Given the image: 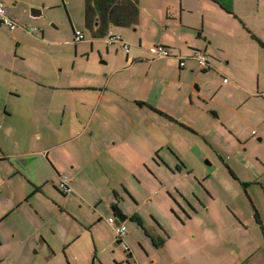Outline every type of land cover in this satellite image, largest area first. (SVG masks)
Masks as SVG:
<instances>
[{"label":"crops","instance_id":"0c3cea01","mask_svg":"<svg viewBox=\"0 0 264 264\" xmlns=\"http://www.w3.org/2000/svg\"><path fill=\"white\" fill-rule=\"evenodd\" d=\"M85 5L84 0L83 27L93 36L91 49L94 42L115 53L121 49L125 58L120 56L119 65L85 73L80 80L63 81L55 72L57 81L49 86L43 83L46 75L38 64L27 76L21 74L29 64L19 55L17 37L12 39L11 57L0 56V98L4 90L8 99L19 100L25 90L19 91L27 89L30 102L15 103L10 112L0 110L4 125L0 127V264L10 258L19 264L28 255L31 263L32 254H41L44 264H264V152L253 156L240 152L247 140H241L239 127L232 122L238 106L251 109L262 137L257 141L264 146V48L259 45L264 47V0H178V17L170 19L163 13L164 22L199 32L193 40L197 44L212 43L214 38L225 45L230 56L225 70L233 72L232 82L226 77L227 82L221 83L226 87L221 90L233 96L232 109L224 106L230 120L225 119L222 132L210 138L215 149L206 144L221 162L214 172L224 190L218 196L208 181L201 193L189 192L195 199L190 201L178 190L175 177L192 175L187 161H199L179 146L181 121L174 115L173 97L164 90L165 78H148L154 61L137 27L140 0L114 1L103 17L89 13L87 24ZM183 14L193 23L188 25ZM205 25L210 32H205ZM114 33L136 41L132 47L126 43L128 53L118 43L107 44L106 38ZM38 42L52 44L45 38ZM168 59L175 63L173 58L160 60ZM208 63V71L222 74L217 65ZM101 64L108 66L107 61ZM14 77L29 87L10 90ZM177 84L180 88L182 83ZM133 104L147 111L143 119L130 114ZM8 120L15 126L9 127ZM228 131L232 134L224 138ZM132 135L150 152L138 151L130 143ZM234 137L238 149L232 146ZM223 148L230 151L225 160L219 153ZM221 168L226 169L224 176L217 173ZM59 176L66 177L72 189L69 196L56 189ZM152 211L166 214V223ZM110 217L125 221L128 252L116 242L106 222ZM149 224L154 227L147 228Z\"/></svg>","mask_w":264,"mask_h":264},{"label":"rangeland","instance_id":"374dc122","mask_svg":"<svg viewBox=\"0 0 264 264\" xmlns=\"http://www.w3.org/2000/svg\"><path fill=\"white\" fill-rule=\"evenodd\" d=\"M0 3L3 5L6 15L18 23V28L13 32H9L6 27L0 25V56L3 58L11 57L15 49V43L12 39L13 37H17L21 46L19 55L25 59L26 64H29L28 67H24L26 71H19L25 76L32 71L31 66L38 64L42 68V73L46 75L43 83H48L49 86H53L54 82L57 81L55 72L60 75V78H64L63 81L71 77L80 80L81 77H84L85 73L88 72H100L102 69L108 71L110 68L121 63H117L120 56L121 60L125 58L121 49L118 50V53H115L111 48L108 49L102 41V44H95L94 42L93 48L91 49L89 42L93 39V36H91V31L83 27L84 0H0ZM32 9L40 11L41 14L38 17H32ZM163 13H169L170 19L178 17V0H140L137 27L138 30L142 32V44L145 48H149L148 50L164 44L170 48L168 50L170 53L169 58H188V60H186V67L181 70L177 68L178 66L175 63H168V61H170L169 59L160 60L151 55L150 59L154 62L151 64L152 66L148 73V78L159 80L164 77L165 81L168 83L167 85L165 82L163 83L164 90L166 89L173 97L176 103L174 115L176 119L181 121L180 124H177L179 128L178 135L181 136L178 139L179 146L185 155L190 154L199 161V164H196L192 159H188L187 163L192 170V175L184 174L181 178L176 176L175 182L178 180V190L185 194V200L187 199L190 201L194 199L189 196V192L194 189L196 192L199 190V193H201L202 185L207 187L208 181L211 182L213 191L219 196L223 193L224 185L223 182H220L214 170L221 166V162L216 152L208 149L206 144H209L211 148L215 149V144L210 138H213L216 133L222 132L220 130L221 127H223L224 120L229 119L224 106L230 109H232L233 106V96L227 92L228 90H221L222 88H226L225 86H221L222 80L229 79L230 82H232L230 78L233 73L232 70H225L230 58L228 51H226L228 49L221 42L216 41L210 34L209 35L213 38L212 43L206 41L205 45L197 44L193 40L194 37L197 38V36H199V32L195 33V31L191 30L188 26L184 24L181 26L178 22H164ZM183 19H186L188 25L193 23L192 19L186 14H183ZM198 21L199 26H202L201 17H198ZM31 30H36V33L31 32ZM133 30H135V28H133ZM75 31L82 33L85 39L84 42L76 45L71 43V41L73 42ZM205 32H210V27L207 25H205ZM112 36L119 39L122 38L121 41L129 44L131 47L133 43H136V41H131L129 38L122 37V34L117 35L114 33ZM41 38H45L48 43L52 44H40L38 40ZM65 43L68 45L63 46L62 44ZM188 44L193 45L189 46ZM131 47L130 52H132ZM76 48L79 58L73 60ZM204 49H206L205 54L212 67L217 65V67L222 70L221 75L215 73L214 70L201 71L196 63L190 60L193 55V50L204 51ZM113 54H116L115 58ZM81 55L82 57H80ZM101 61H107L108 66L101 64ZM214 61L215 63H213ZM51 65H54V68H52ZM7 66L12 68V64ZM11 79L8 85L10 90L14 87L19 89L29 87L27 82L22 83L17 77ZM179 81L182 84L180 88H177V83ZM26 90L27 89H22L19 91H24L19 100H15L14 98L8 99L5 94L3 95V90L0 98V110L2 109V113L5 110L4 108L8 110L7 112L12 111L15 103L19 106H21V104L23 105L22 102L29 105L30 102L27 100ZM218 91H220V93H217ZM135 105L136 104L130 106V114L136 120H141L145 117L147 111L143 108H141V110ZM235 110H237V112H234L232 122L236 127H239L241 140H247L246 144L241 147L240 152L251 156L258 153L262 154V152H264V146L261 142L257 141V139H262V137L259 135V127L255 124L258 119L256 120V118H253V111L248 107L241 109V106H238ZM21 116H25V112L21 113ZM240 120L242 121L241 123H239ZM250 122H252L251 125H249ZM2 125L0 119L1 128ZM7 125L9 127L15 126L10 120L7 121ZM229 132L230 135L232 134V131H228L224 134V138L228 137L227 133ZM253 132L255 136L252 135ZM132 138L134 139H132L130 143H134L133 146L138 148V151L141 150L144 154L150 152L147 145L139 146V144L135 142L137 138H135L134 135H132ZM232 143V146L238 149L239 146L236 144V137H234ZM219 153H221V158L225 160L230 151L223 148L219 150ZM221 169L222 170L217 173L224 176L226 169ZM209 174L213 175L209 176ZM262 182H264L263 179ZM235 186L239 187L238 185ZM169 191L172 192V189L169 188ZM200 196V198L203 199L202 195ZM179 202L184 209L188 211L187 206L183 203L181 198ZM170 204L174 205L176 212L183 217V213L177 210L175 204L172 202H170ZM152 212L155 214L154 211ZM201 215L203 216L204 214L201 213ZM155 216L160 218L159 221L161 223H166L165 221L167 219L165 217H168L166 214L164 217V215H161L158 211ZM183 220H185V218H183ZM196 220H199V218ZM149 226L154 227V225L149 224L147 228ZM40 256L41 254H32L31 263H29L30 255L21 257L19 264H36L37 261L39 264H44ZM7 264L18 263L13 261V258H10V262Z\"/></svg>","mask_w":264,"mask_h":264},{"label":"built area","instance_id":"2783aa9c","mask_svg":"<svg viewBox=\"0 0 264 264\" xmlns=\"http://www.w3.org/2000/svg\"><path fill=\"white\" fill-rule=\"evenodd\" d=\"M0 23L2 25H4L6 28H8L10 31H13L16 28V24L15 22L6 15L5 11H4V7L3 5L0 3ZM36 30H31V32H35ZM83 35L81 32L76 31L74 33V42H80L82 41ZM106 42L107 44H113V43H118L120 44V46L122 47L123 51L125 53H128V45L124 42L121 41V39L116 38L112 35H109L106 38ZM150 54L152 56H155L157 59H165V58H169L170 57V53L168 51V49L163 46V45H158L155 46L154 48L150 49ZM176 65L179 68H183L185 66V59L181 58V57H173ZM199 67V69L201 71H208L210 69L208 60L205 56V53L203 51L200 50H195L193 51V55L191 58ZM227 80L224 79L223 83H226ZM254 134V132L252 133ZM59 187L62 189V191L66 194H71L72 193V189L68 186L67 184V179L65 177H60L59 178ZM107 224L109 226H111L114 230V235H115V240L117 243H119L122 247V249L125 252H128V246L125 243V237H126V225H125V221L123 220H119L116 219L114 217H110L106 220Z\"/></svg>","mask_w":264,"mask_h":264},{"label":"trees","instance_id":"16d2710c","mask_svg":"<svg viewBox=\"0 0 264 264\" xmlns=\"http://www.w3.org/2000/svg\"><path fill=\"white\" fill-rule=\"evenodd\" d=\"M86 1V5H85V13H84V18H85V23L87 24V22H89V13L90 14H94L96 13L97 15L99 14L100 17H103L107 11H109V7L111 6L110 4L113 3L114 1L117 0H85ZM107 1V4H106ZM106 4V5H105ZM105 5V6H104ZM116 6V5H115ZM117 7V6H116ZM135 14V13H134ZM133 16V15H132ZM88 26V25H87ZM259 43V42H258ZM260 46L263 47V45L261 43H259ZM179 68V67H178ZM182 69V68H179ZM135 220L137 222H139L136 218Z\"/></svg>","mask_w":264,"mask_h":264},{"label":"flooded vegetation","instance_id":"af4514ba","mask_svg":"<svg viewBox=\"0 0 264 264\" xmlns=\"http://www.w3.org/2000/svg\"><path fill=\"white\" fill-rule=\"evenodd\" d=\"M13 20V19H12ZM14 22H15V24H16V28L13 30V31H15L17 28H18V23L15 21V20H13ZM0 25H2L1 23H0ZM2 26H4V25H2ZM5 27V26H4ZM8 29V28H7ZM8 31L9 32H13V31H10L9 29H8ZM36 33V32H35ZM61 176H59L58 177V179H57V182H56V184H55V187H56V189H57V191L59 192V193H61V195H63V196H69L70 194H66V193H64L63 191H62V189L59 187V184H60V182H59V178H60ZM66 178V177H65ZM67 184H68V181H67Z\"/></svg>","mask_w":264,"mask_h":264},{"label":"water","instance_id":"95a60500","mask_svg":"<svg viewBox=\"0 0 264 264\" xmlns=\"http://www.w3.org/2000/svg\"><path fill=\"white\" fill-rule=\"evenodd\" d=\"M40 15V11L32 9L31 10V16L32 17H38ZM216 116V115H215Z\"/></svg>","mask_w":264,"mask_h":264}]
</instances>
